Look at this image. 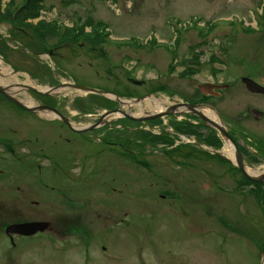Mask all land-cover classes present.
Returning a JSON list of instances; mask_svg holds the SVG:
<instances>
[{"label": "rangeland", "instance_id": "374dc122", "mask_svg": "<svg viewBox=\"0 0 264 264\" xmlns=\"http://www.w3.org/2000/svg\"><path fill=\"white\" fill-rule=\"evenodd\" d=\"M25 1L15 0L17 7L23 6ZM73 1L74 3L43 0L44 19L57 22L64 29L75 27L81 22L94 21L111 34L104 46L105 57L82 42L64 44L57 50L55 47L58 38L47 36L46 43L53 49L52 55L43 54L36 58L31 55L35 54L33 50L26 49L31 32L16 34L10 25L0 24V39L12 49L9 52L10 64L1 57V66L10 67L13 72L17 71L13 67L18 69L9 85L24 83L27 75L37 79L39 83L30 77L38 86L47 88L56 86L58 82L77 83L107 91L129 89L128 92L144 94L147 87L137 88L127 83L126 71H131V78L146 80L151 87L155 82L168 80L172 82L171 87L177 94L189 97L197 86L210 81L213 70L210 57L215 53L227 61V70L223 77L219 74L220 80L239 77L244 69L251 68L249 61L264 64V29L259 33L254 29V34L249 37L241 31L242 24L255 28L257 25H264V19L259 17L258 12L262 11L264 0ZM191 18L199 20L197 27L190 23ZM232 18L236 32H231L233 29L224 21ZM174 20L179 22L183 30H190L178 31V26L175 30ZM219 21L224 25L223 28L219 27ZM213 23L218 28L210 36L199 33L202 26ZM177 33L180 38L177 39L179 45L176 49L178 61L190 60L200 52L205 64L201 73L191 82L180 77L183 70L181 67L169 77L170 59L164 48L154 47L150 52L117 47L113 43L130 39H140L139 42L142 43L157 39L158 45L171 46ZM201 37L205 43L200 42ZM63 39L64 35L61 37L62 41ZM148 46L153 47L150 44ZM225 47L230 50L227 58L223 53ZM217 68H221L220 65ZM70 91H66L61 97L62 108L63 113L75 123H93L105 112L98 108L89 115L78 116L73 107L74 101L83 98L80 100L85 103L86 96ZM241 93L243 95L240 94L239 97L243 102L240 103L243 109L247 103V94ZM18 95L20 99H24ZM32 98L36 105L42 104L41 100ZM232 99L233 101L228 102V109L237 111L238 102L235 101L236 98ZM157 100L165 102L161 97H157ZM147 103V100L143 102L144 111L152 112L146 107ZM124 110H128L126 106ZM140 112L141 109L132 108L133 114ZM24 117L16 114L10 105L0 99V138H14L12 141L16 144L18 156L24 154L30 157L32 153L41 150L48 152L51 147L58 149L56 153L70 155L64 160L61 170L53 172L54 168H51L43 173V181L40 182L48 185L45 190L39 187L37 173H33L30 179H27L24 172L13 175L12 178L0 177V227L24 222L57 221L56 217L62 216H82L87 222L96 221V213L82 207L81 211H77L79 206L76 202L72 205L78 208H71L57 191L59 182L72 184L84 176H93L97 184L90 187L92 194L77 191V195L82 198L91 196L103 203L102 206H97V214L102 218H112L115 222L126 215L125 226L115 225L113 233L102 235V238L107 239L104 244L110 248L104 252L95 245L97 240L87 247L84 246V239L80 242L75 237L49 240L50 236L46 235L32 239L15 238L16 246L12 248L11 242L2 234L0 264H259L261 247L264 246V204L257 203L249 187L243 186L242 189L233 191L240 178L213 173L212 176H204L190 170H179L169 156L152 153L154 149L148 146L143 147L146 156H149L146 157V162L152 165L156 177L146 173L141 175L135 171L138 168L133 163L127 169L116 158L115 154L122 153V147H113L108 136L100 141L94 137L81 141L73 135L63 133L61 140L69 141H59L56 135H47L43 131L40 133L41 130L35 133L36 129L33 131L32 128L41 125L30 116ZM164 120L168 122L169 118ZM9 124L15 126L13 130L16 134L13 136L10 134ZM142 126L154 129L153 125ZM256 127L264 128V123ZM30 130L32 134L26 135ZM124 137V133L117 130L113 132L111 142L117 144L122 139L125 143ZM134 137V134L128 135L130 140ZM132 142H129L131 149ZM4 145L5 142L1 141V169L9 168L8 163L3 160ZM38 164L46 168L50 163L45 161ZM54 188L56 191L52 192ZM102 197L106 199H101ZM68 198L74 200L73 195H68ZM109 202L112 204L107 206ZM97 226V229L91 231V235H95L100 229V225ZM99 237L101 236L98 235L97 239ZM86 247L89 248L88 252L84 251Z\"/></svg>", "mask_w": 264, "mask_h": 264}, {"label": "flooded vegetation", "instance_id": "af4514ba", "mask_svg": "<svg viewBox=\"0 0 264 264\" xmlns=\"http://www.w3.org/2000/svg\"><path fill=\"white\" fill-rule=\"evenodd\" d=\"M225 49L227 58L228 51L230 50L226 47ZM216 54L217 53L213 55L215 62L218 61L217 58L222 60ZM169 59L170 66L173 58L169 56ZM248 65L251 66V68L244 69L243 74L236 78H224L223 80H220L219 74L221 73H210V81L206 83L210 84V86H208L209 88L206 93H203L199 88H196L189 97L182 94L185 98L183 103L201 105L203 107L201 110L202 114L207 117V119H210L208 114L212 115L213 113L216 115V120H211L213 123H205L194 114H184L180 119H170L173 133L186 135L189 140V143L187 144L179 141L173 146L172 157L175 158V160H178L179 158L178 161H173V163L179 170H190L195 173H202L204 176L212 175L211 173L231 175L236 173L240 174V171L231 163L227 155L229 152L232 157L236 159L238 157V153L236 152L237 149H239V156L248 167H255L254 160H261L262 157L264 158V128L259 129L256 127V125L264 123V94L249 91L246 85L242 82L243 78H248L261 86H264V64L258 61H249ZM173 74H175V71L169 73V77H172ZM160 82L161 83L158 84V87H164V89L169 92V95L175 93L174 89L171 87L172 82H169L168 80ZM224 86L227 87L223 88ZM241 92H246L247 94L245 96L247 103L243 109L241 108L242 105H240V103L243 102L239 97L240 94H242ZM148 94L149 93L142 94L140 97H144ZM232 98H236L235 101L238 102L237 105L239 106L237 107V111L228 109V102L233 101ZM37 124L41 126H35L32 128L33 131L36 129L35 133L41 130L40 133L43 131L47 135H56L58 139L63 138V133L73 135L75 138L83 137V135H78L71 128L58 121L48 123L46 121L37 120ZM8 127L12 136L16 134L13 130L15 129V126L9 124ZM122 129L124 131H129L137 130L138 128H130V126L122 125ZM30 134H32L31 130L26 133V135ZM63 140L69 141L67 139ZM227 140H229L230 143ZM1 141H4L6 145H11L10 147H7L6 150L10 151L9 153L12 157L9 160L10 164L7 165L12 176L17 175L19 172H24L26 177H28L29 174L33 173L35 170L42 172V166L38 164L40 161H49L51 168H54V170H61V167L64 165V160L67 157L66 153H56L58 149L53 147H51L52 149L50 152L45 153V151L41 150L32 153L30 157L24 154L18 156L15 151L16 144L14 141L0 138V142ZM233 143L237 146V149ZM55 144L56 143L54 142V145ZM125 151L126 153H123L120 157L123 166L126 168L129 163V149H126ZM184 154L186 155L181 157ZM138 155L140 157L143 156L141 153ZM182 161L186 163V166L188 167H183L181 164ZM31 162L37 163L32 164ZM194 162H196V164H194ZM104 170L107 171L105 168ZM149 171L151 172L152 170L149 169ZM88 181L89 180L87 179L73 181L74 189L66 190L67 186L63 185L60 186L61 189L58 191L66 200H68V193H74L76 196V203L79 206V208L75 206V208H78L77 211H81L82 208L88 209L89 211L92 210V213H96V221L87 222L82 216L73 218L64 216L56 217L55 220L57 221H50V226L45 233L46 236H50L49 240L50 238L69 239V237H75V240L78 242L84 239L85 244L88 245L86 242L92 236L91 231L98 228L97 225H100V228H103L105 233L112 231L114 220H112V218H102L97 214L98 202L82 200V197L77 195V191L87 193L90 187L97 184V180L93 179V176H91L89 184H87ZM43 186L47 188L48 185ZM100 204L102 205L103 203L100 202ZM106 205L109 206V204ZM93 208H96V210ZM121 224H124L123 220L116 222V225ZM92 225H94V227ZM2 234L8 239L10 238L8 235L0 231V236H2ZM103 242L105 241L102 239L100 243ZM106 249V246H103L102 250L106 251Z\"/></svg>", "mask_w": 264, "mask_h": 264}, {"label": "trees", "instance_id": "16d2710c", "mask_svg": "<svg viewBox=\"0 0 264 264\" xmlns=\"http://www.w3.org/2000/svg\"><path fill=\"white\" fill-rule=\"evenodd\" d=\"M69 3H74L73 0H65ZM44 9L43 0H26L25 4L21 7H17L15 0H9V2H4L0 0V23L1 24H11L14 27L16 25L26 26L32 30L29 42L26 48L39 53H48L50 50L45 45L47 36L59 37L61 32L56 22L54 23H40L36 26H32L26 23L28 19H36L40 16L41 11ZM101 24V23H99ZM92 28L90 33H86V28ZM16 31V30H15ZM100 31L103 28L96 25L94 21H87L81 23L77 27L72 29H66L64 33L66 41L74 42L84 41L88 44L97 43L100 38ZM78 32V34H76ZM16 34H21L17 32ZM61 40V38H60ZM11 50L7 46L6 42L0 41V54L7 60L8 53ZM98 101H103L100 98H96ZM105 103H108L105 101ZM78 106V103H76ZM79 107V106H78ZM82 108V106H80ZM243 179L244 184H251L246 179ZM256 197L259 202L264 203V185L256 184Z\"/></svg>", "mask_w": 264, "mask_h": 264}, {"label": "water", "instance_id": "95a60500", "mask_svg": "<svg viewBox=\"0 0 264 264\" xmlns=\"http://www.w3.org/2000/svg\"><path fill=\"white\" fill-rule=\"evenodd\" d=\"M245 82L247 83V87L248 89H250L253 92H264V88L258 86L257 84H255L254 82L250 81V80H245ZM61 88V87H60ZM62 88H70V89H77L83 92H87V93H93V94H97V95H105L104 92L102 91H98V90H94V89H90V88H86V87H81L75 84H69V85H64L62 86ZM27 91H35L34 89L30 88V87H26L25 88ZM59 88H53L51 91L46 92V93H40L43 95H53L55 93L56 90H58ZM203 90H205L206 88H202ZM10 88L9 87H3L0 85V92L5 95L12 103H14L15 105L29 111L32 113H37V112H51L53 114H55L56 116H58L63 122L69 124V121L63 117L57 110L46 107V106H40V107H36V108H29L26 107L25 105H23L22 103H20L19 101H17L16 99L13 98V96L10 94L9 92ZM39 93V92H38ZM116 100L119 103H122L119 98H116ZM186 109L188 111H193L194 110V106L191 105H186L185 106ZM176 107L171 108L168 110L167 114H171L174 113ZM120 113V112H118ZM125 117L130 118L132 120L135 121H139V122H143L146 120H155L158 119L160 117H162L163 115H151V116H147L144 118H133L132 116H130L129 114H123ZM105 116L102 117L101 121L97 124L92 126L91 128H89L88 130H93L95 129L98 125L103 123V119ZM205 119V118H204ZM206 120V119H205ZM239 168L243 171L245 177L253 182H257V183H263L264 182V175L260 176V177H253L250 176L249 174H247L242 165H239ZM49 224L45 223V222H33V223H23V224H15V225H11L7 228V233L8 234H16V235H21V236H32L35 235L38 232H44L47 228H48Z\"/></svg>", "mask_w": 264, "mask_h": 264}, {"label": "bare ground", "instance_id": "6f19581e", "mask_svg": "<svg viewBox=\"0 0 264 264\" xmlns=\"http://www.w3.org/2000/svg\"><path fill=\"white\" fill-rule=\"evenodd\" d=\"M1 64V63H0ZM1 66V65H0ZM14 72L12 71V69L10 67H3L1 66V75H0V85H9V82L10 81H13L14 78H12L14 76ZM26 78L27 80L24 82V83H21L22 85H25V86H30V87H33L39 91H44V90H47V89H43L41 87H38L34 82L31 81V79L26 75ZM15 84H19L18 82H16ZM19 90L17 89H13L11 92L13 93H17ZM63 92V90H62ZM21 96L24 97V99H21V102H23L25 105L27 106H36V103L34 102V100L26 93H22L20 94ZM147 105L146 107H149L151 110H153L154 112H162L163 109H164V106H163V103H161L160 101L154 99V98H150L148 99L147 101ZM127 104L130 106L133 105V103H130V102H127ZM137 108L141 109V112L140 113H143L144 112V109H143V104H137L136 105ZM137 116L140 115V114H136ZM208 116H211L210 114H208ZM51 118H53L52 116H50ZM252 175H258L260 174L259 172H253V171H250L248 172Z\"/></svg>", "mask_w": 264, "mask_h": 264}]
</instances>
